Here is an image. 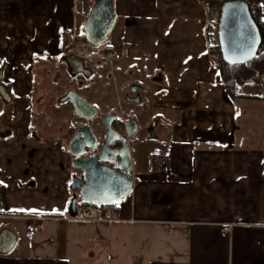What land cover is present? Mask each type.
<instances>
[{
	"label": "crops",
	"instance_id": "1",
	"mask_svg": "<svg viewBox=\"0 0 264 264\" xmlns=\"http://www.w3.org/2000/svg\"><path fill=\"white\" fill-rule=\"evenodd\" d=\"M96 1L0 0V84L10 96L0 99V235H14L0 264H264V94L253 85L242 88L253 96L228 97L200 0H110L115 24L88 54L99 65L109 48L112 85L101 78L79 95L100 122L136 89L139 102L124 99L137 126L127 141L133 186L113 211L81 208L76 191L70 215L81 173L67 134L77 120L60 100L75 87L59 88L50 108L42 83L62 81L53 76ZM259 9L264 22V0ZM154 157L167 160L159 173Z\"/></svg>",
	"mask_w": 264,
	"mask_h": 264
},
{
	"label": "water",
	"instance_id": "2",
	"mask_svg": "<svg viewBox=\"0 0 264 264\" xmlns=\"http://www.w3.org/2000/svg\"><path fill=\"white\" fill-rule=\"evenodd\" d=\"M116 21V14L110 0H98L91 7L82 30L85 41L92 47L105 44ZM218 42L222 60L228 65H242L250 62L257 54L261 38L258 28L251 17L249 7L244 1H229L222 5L218 27ZM74 72L82 69L76 58L68 59ZM264 86V77L262 78ZM0 99L10 102L6 88L0 84ZM69 101L74 118L83 121L76 128L68 143V152L73 157L72 166L81 173L74 177L70 185L73 193L69 205L71 216L76 215L77 196L80 200L94 206H114L125 199L132 190L130 154L127 141L136 132L134 120L118 121V115H104L99 123L95 122L98 111L75 91H68L60 100ZM134 102H139L136 98ZM101 130L98 135L89 123ZM114 122L123 125L124 132L115 128ZM115 143L119 146L113 147ZM85 156V158H84ZM14 246V235L6 231L0 235V253L9 252Z\"/></svg>",
	"mask_w": 264,
	"mask_h": 264
},
{
	"label": "trees",
	"instance_id": "3",
	"mask_svg": "<svg viewBox=\"0 0 264 264\" xmlns=\"http://www.w3.org/2000/svg\"><path fill=\"white\" fill-rule=\"evenodd\" d=\"M232 0H212L210 3L211 10H216L220 12L221 7L224 3ZM248 7L252 19L254 20L261 38L260 46L258 48L257 54L250 62L242 65H228L222 58H218L215 61L216 67L219 72L220 82L224 88L226 94L230 99H235L238 97L240 90L245 86L257 85L262 87L264 91V86L262 84V78L264 77V22L260 15L259 2L260 0H242ZM87 17V16H86ZM77 38L79 41L86 43L84 38V33L82 27H80ZM109 48H105L103 53L108 52ZM106 65V61H102ZM90 79V78H89ZM87 80V79H86ZM99 81V76L95 73L94 79L90 83H85L84 90L89 89L91 86L96 84ZM117 125L120 122H116ZM117 127V126H116ZM115 127V128H116ZM81 208H93L97 210H107L113 211L116 208L114 206H94L92 204H86L80 202ZM106 215H103L105 217Z\"/></svg>",
	"mask_w": 264,
	"mask_h": 264
},
{
	"label": "rangeland",
	"instance_id": "4",
	"mask_svg": "<svg viewBox=\"0 0 264 264\" xmlns=\"http://www.w3.org/2000/svg\"><path fill=\"white\" fill-rule=\"evenodd\" d=\"M79 1V7H81L82 5H83V0H78ZM101 46H99V47H92V46H90V45H88V44H86L85 45V51L87 52V53H89V52H91V51H94V50H96V51H100V48ZM98 53H102V52H96V54H98ZM97 59L98 58H95L94 60H93V64H96V66H94L93 65V67L92 68H94V70H95V72L97 73V75L100 77L99 78V80L102 78V81L104 82V83H106L107 85H112V82H111V78L110 77H108L107 76V74H106V65H104L103 64V62L101 63V62H99V65H97ZM101 60V59H100ZM89 61V60H88ZM103 61V60H102ZM70 67H69V65L67 64V62H66V60L63 62V64H61V67H58L57 69H58V72H55V76H53V79L54 80H59V81H61L60 82V84H63V85H58V86H56L54 83H51V81L50 82H47V84L44 86V82L42 83V88H44L43 90H45V92H43V94H44V96H46V97H49L50 96V100H49V102L48 103H45V106H49L50 108L51 107H53V105L52 104H54V102H52V101H54L55 99H54V96H57V95H60L63 91L62 90H60V92H59V88H61L62 86H71V87H75V80H76V77L74 76V74H72L71 72H70V69H69ZM49 70V74H52L53 73V69L52 68H50V69H48ZM45 71H47V69H45ZM48 72V71H47ZM43 75H44V72L42 73ZM50 79H52L51 77H50ZM121 78L120 77H118V80H117V83L118 84H120L121 83V80H120ZM70 81V82H69ZM101 80H100V82L98 81V84H101V82H102ZM36 82H37V79L35 78L34 79V85L35 86H37L36 85ZM85 82H90V80H86ZM58 84V83H57ZM84 85H85V83H81V82H79V85H78V89H80V90H84L82 87H84ZM94 85H96V84H94ZM93 85V86H94ZM56 86V87H55ZM92 87V86H91ZM90 87V88H91ZM89 88V89H90ZM54 90V91H53ZM86 90V89H85ZM88 90V89H87ZM259 93L261 94V93H263L264 94V91H263V89H262V87H259ZM251 94V96H253L255 93L252 91V89L250 88V89H247V88H244V89H242L241 90V92H240V95L241 96H244L245 94ZM107 94H103L102 96L104 97V96H106ZM108 96V95H107ZM119 104H121V107L123 108V106H126V108L124 107V110L126 111L127 110V105H126V103L124 102V97H122L121 99H120V101H119ZM118 107V106H117ZM119 108V107H118ZM49 110H51V109H49ZM124 110H120V112H119V114H121L122 112L124 113L125 111ZM121 117H122V115H121ZM121 120L123 121V123L126 121V119H125V117H122L121 118ZM97 122H99V121H97ZM49 124V123H48ZM75 127H76V123L74 122V126L72 127V129L74 130L75 129ZM123 127V125L120 123V124H118L117 125V129H120V128H122ZM96 132L98 133V135H101V134H103V133H101V130L100 129H96ZM127 145H128V148H129V142H127ZM134 147H136V149H137V147H138V149H140V147H141V145H140V143L137 145L136 144V146H134ZM133 147V148H134ZM145 147V146H144ZM129 150H130V148H129ZM143 151V147L140 149V152H142ZM129 154H130V160H132V158H131V152H129ZM135 157H136V155H135ZM139 158H141V157H139Z\"/></svg>",
	"mask_w": 264,
	"mask_h": 264
},
{
	"label": "built area",
	"instance_id": "5",
	"mask_svg": "<svg viewBox=\"0 0 264 264\" xmlns=\"http://www.w3.org/2000/svg\"><path fill=\"white\" fill-rule=\"evenodd\" d=\"M202 6L206 10L207 13V21H206V36L208 42V54L212 60H216L221 57L220 47L218 42V27H219V13L211 10L210 3L212 0H200ZM241 1V0H236ZM73 53L76 56L81 57L83 53V43L81 41H76L73 44ZM110 56V55H109ZM167 167V160L161 157H154L152 160V171L154 173H159L163 169ZM5 196L2 191H0V205L4 203ZM88 216L92 215V210H87ZM28 231L30 233H36L39 231V228L36 224H32Z\"/></svg>",
	"mask_w": 264,
	"mask_h": 264
},
{
	"label": "flooded vegetation",
	"instance_id": "6",
	"mask_svg": "<svg viewBox=\"0 0 264 264\" xmlns=\"http://www.w3.org/2000/svg\"><path fill=\"white\" fill-rule=\"evenodd\" d=\"M78 39V38H77ZM79 41V40H78ZM83 43V42H82ZM85 43H83V53H82V56L81 57H79V56H76V55H74V53H73V51H70V55L65 59L66 60V62L68 61V59H70V58H76L77 60H79L80 62H81V66H82V69L79 71V72H74V70L70 67L69 69H70V72L72 73V74H74V76L76 77V80H75V88L74 89H72L73 91H75L76 93H78L79 94V91H80V89H78V85H79V82H83V83H87V82H85L86 81V79L88 80L89 78L90 79H94V75H95V70H94V68H92L93 67V65L94 66H96V64H93V61H91V59H89V58H91L90 57V55L85 51ZM107 53V52H106ZM106 53H103L102 54V56H101V59H103L104 60V56L106 55ZM89 60V61H88ZM102 62V61H101ZM67 64H68V62H67ZM69 65V64H68ZM94 70V71H93ZM97 74V73H96ZM89 79V80H90ZM92 80H90V82L92 81ZM90 82H88V83H90ZM69 91H71V90H69ZM132 92H134V93H132ZM136 98H139V96H138V94H137V91H136V89L134 88V87H131L130 88V94H128V95H125L124 96V99L125 100H127V101H129V102H131V103H133L134 101V99H136ZM68 103H70L69 101H67ZM121 115H122V117H126V113L124 112H122L121 113ZM121 115L119 114V116H118V121H122L120 118H121ZM97 116H100V114L98 113V115ZM74 119H76V118H74ZM77 120V122H76V127H75V129L73 130L72 129V127L74 126H72V127H70L69 126V129H68V134H67V137L68 138H70L71 139V137H72V135L75 133V131H76V128L78 127V126H80L81 124H83V123H85V122H83V121H80V120H78V119H76ZM89 125L90 126H92V129H94V127H95V125H94V123H89ZM114 127H116L117 126V123L116 122H114V125H113ZM115 146H119V144L117 143H115V145H113V147H115ZM84 158H85V156H84Z\"/></svg>",
	"mask_w": 264,
	"mask_h": 264
},
{
	"label": "snow or ice",
	"instance_id": "7",
	"mask_svg": "<svg viewBox=\"0 0 264 264\" xmlns=\"http://www.w3.org/2000/svg\"><path fill=\"white\" fill-rule=\"evenodd\" d=\"M117 206H119L118 203H117Z\"/></svg>",
	"mask_w": 264,
	"mask_h": 264
}]
</instances>
